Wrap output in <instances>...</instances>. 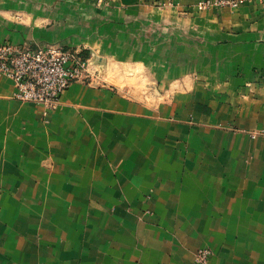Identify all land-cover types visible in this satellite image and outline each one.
<instances>
[{
    "label": "crops",
    "instance_id": "obj_1",
    "mask_svg": "<svg viewBox=\"0 0 264 264\" xmlns=\"http://www.w3.org/2000/svg\"><path fill=\"white\" fill-rule=\"evenodd\" d=\"M199 1L0 0L94 74L46 116L0 77V264H264V10Z\"/></svg>",
    "mask_w": 264,
    "mask_h": 264
},
{
    "label": "built area",
    "instance_id": "obj_2",
    "mask_svg": "<svg viewBox=\"0 0 264 264\" xmlns=\"http://www.w3.org/2000/svg\"><path fill=\"white\" fill-rule=\"evenodd\" d=\"M257 2L264 10V0H200L196 7L205 11ZM90 59L82 51L55 44L28 48L0 43V77L13 81L14 97L18 101L39 107L46 116L59 107L73 82L92 83ZM211 255L210 249L200 248L194 253V261L208 264Z\"/></svg>",
    "mask_w": 264,
    "mask_h": 264
},
{
    "label": "rangeland",
    "instance_id": "obj_3",
    "mask_svg": "<svg viewBox=\"0 0 264 264\" xmlns=\"http://www.w3.org/2000/svg\"><path fill=\"white\" fill-rule=\"evenodd\" d=\"M205 11H206V10H205ZM131 75H133V73H132ZM144 75H146V74H144ZM146 76H147V75H146ZM141 77H142L141 74H138V78L142 80L143 78H141ZM135 83H136V82H135ZM137 83H138V84H141V81H139V82H137ZM142 83H143V81H142ZM142 85H143V84H142ZM147 91H151V90H148L147 88H146V90H145V92H146V95H145V96H146L148 99H151V98H149L150 96H149V97L147 96V95L150 94V93L147 92ZM147 98H146V99H147Z\"/></svg>",
    "mask_w": 264,
    "mask_h": 264
}]
</instances>
